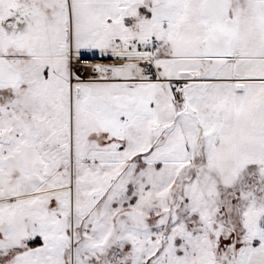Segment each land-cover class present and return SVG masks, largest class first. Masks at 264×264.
<instances>
[{
	"label": "snow or ice",
	"instance_id": "1",
	"mask_svg": "<svg viewBox=\"0 0 264 264\" xmlns=\"http://www.w3.org/2000/svg\"><path fill=\"white\" fill-rule=\"evenodd\" d=\"M0 264H264V0H0Z\"/></svg>",
	"mask_w": 264,
	"mask_h": 264
}]
</instances>
